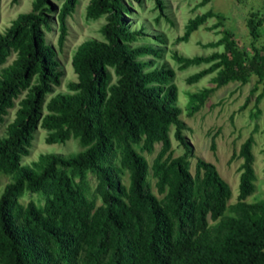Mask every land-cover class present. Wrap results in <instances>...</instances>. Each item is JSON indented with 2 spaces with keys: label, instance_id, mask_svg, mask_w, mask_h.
I'll use <instances>...</instances> for the list:
<instances>
[{
  "label": "trees",
  "instance_id": "obj_1",
  "mask_svg": "<svg viewBox=\"0 0 264 264\" xmlns=\"http://www.w3.org/2000/svg\"><path fill=\"white\" fill-rule=\"evenodd\" d=\"M155 2L162 10L161 0ZM76 4L32 0L30 10L0 34V125L16 101L0 137V176L10 179L0 193V264H264V200L246 201L254 191L252 137L232 155L241 164L237 196L228 204L230 189L211 163L196 159L189 173L192 152L182 135L174 71L164 65L150 68L144 58L158 56V49L132 45L143 35L130 30L129 10L121 0L88 1L86 20L104 16L99 29L103 40L89 39L76 47L70 61L75 82L44 102L60 85L61 72L42 28L54 14L60 47L66 18ZM210 16L206 12L189 19L177 40L186 41ZM255 17L251 13L247 19L252 39L264 20V2L261 19ZM224 35V40L205 45L225 42L221 53L192 58L172 54L178 70L209 64L186 82L213 72L210 81L216 87L244 82L250 74L264 82V47L244 56L230 34ZM107 68L115 76L112 84H107ZM212 90L189 94L194 109ZM171 125L184 149L176 157L168 138ZM37 126L46 132V144L73 138L82 149L67 156L40 154L22 164ZM155 145L159 149L150 165L134 148L149 155ZM86 172L96 178L91 197L83 181ZM124 173L126 185L121 184ZM23 193L42 195L43 204H22Z\"/></svg>",
  "mask_w": 264,
  "mask_h": 264
},
{
  "label": "rangeland",
  "instance_id": "obj_2",
  "mask_svg": "<svg viewBox=\"0 0 264 264\" xmlns=\"http://www.w3.org/2000/svg\"><path fill=\"white\" fill-rule=\"evenodd\" d=\"M89 0H77L73 13L66 18V34L61 46L57 44V23L54 14L50 15V21L43 27L45 40L56 54V59L61 72L60 85L53 89L56 92H66V84L75 82V75L72 72L70 61L76 47L89 39L103 40L100 34V27L105 22L104 16L97 20L85 19V7ZM129 10L125 15L130 30L141 31L142 37L138 38L132 45H149L159 50L158 56H146L144 59L150 61V68L166 66L174 71L171 82L176 87L177 103L180 108L179 119L184 125L182 135L191 149L192 155L188 157L189 173L193 174L196 159H202L211 163L219 176L224 180L230 189L228 204L235 201L237 196V184L240 174L239 166L241 160L232 158L239 145L251 136L253 144L251 148L254 172V191L246 199L247 202L264 200V82H258L254 74L246 77L244 82L240 80L230 81L227 84L216 87L210 79L214 73H209L197 82L188 84L187 77L205 70L209 64L190 66L184 70H178L177 63L173 60L172 54L192 58L194 56L206 57L212 52L221 53L226 43L217 45L214 48L205 47L208 43H214L225 39L224 33L230 34L236 47L242 55L251 53V49L259 50L264 47V20L258 26V36L251 38L247 19L256 14V20L261 19V8L264 0H161L162 10L158 8L155 0H121ZM32 0H17L11 3L10 0H0V34L6 29L10 22L20 13L30 10ZM59 3H54L58 7ZM210 12L213 16L208 17L203 24L189 36L186 41L177 39L183 35L187 21L195 15ZM222 41V40H221ZM13 58L9 56L4 65ZM107 84L115 81L112 69L107 68ZM255 90L251 91L253 88ZM202 88H213L206 101L197 109L189 102V94ZM260 99L256 101V97ZM245 99H248L246 106L241 109ZM16 109L8 111L4 123L0 125V137L4 134L5 125L13 118ZM174 127L168 129L171 156L176 157L183 153V147L173 137ZM46 132L36 127L33 133V140L29 148V154L21 159L22 164H28L36 160L38 155L53 153L60 156L75 154L82 148L77 140L70 138L62 143L48 145L44 142ZM213 143V149L211 148ZM142 154L148 165L159 145L154 146L152 154H146L134 147ZM117 163V157L115 159ZM75 182L78 178L73 179ZM10 181L8 176H0V193L6 183ZM84 183L87 188V195L94 194L96 178L93 172H86ZM152 192L159 198L153 187V180L149 177ZM121 184H127V174L121 176ZM22 204L33 201L37 206L43 204V196L37 194L23 193L19 198ZM96 205L100 204L98 198Z\"/></svg>",
  "mask_w": 264,
  "mask_h": 264
}]
</instances>
